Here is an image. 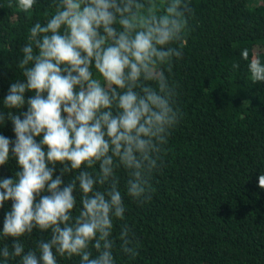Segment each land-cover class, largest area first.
<instances>
[{
    "label": "clouds",
    "instance_id": "1",
    "mask_svg": "<svg viewBox=\"0 0 264 264\" xmlns=\"http://www.w3.org/2000/svg\"><path fill=\"white\" fill-rule=\"evenodd\" d=\"M37 2L8 7L31 18ZM192 13L189 0H53L31 25L21 77L3 101L7 116L0 111V126L10 120L16 137L0 135V167L14 157L20 168L15 179H0V209L11 202L0 239L14 241L0 247V264H116L117 250L139 255L126 201L151 202L180 122L171 72ZM240 56L250 81L264 83L260 55L244 48ZM26 105L21 118L16 111ZM34 230L50 236L26 249Z\"/></svg>",
    "mask_w": 264,
    "mask_h": 264
},
{
    "label": "trees",
    "instance_id": "2",
    "mask_svg": "<svg viewBox=\"0 0 264 264\" xmlns=\"http://www.w3.org/2000/svg\"><path fill=\"white\" fill-rule=\"evenodd\" d=\"M10 2L0 0V111L5 116L3 101L21 77L17 63L28 29L44 21L53 0H38L31 18L9 8ZM189 2L193 13L184 56L171 72L180 122L169 137L163 166L154 174L151 202L141 207L126 201L139 255L132 260L117 250L116 264H264V189L259 187L264 83L250 81L240 56L247 48L264 60V0ZM32 95L26 93V100ZM26 111L27 105L16 114L23 118ZM13 127L6 120L0 135L14 141ZM18 171L13 157L0 167V179H15ZM55 174L60 175L59 168ZM70 179L66 175L65 184ZM10 209L11 202L0 209V233ZM49 236L34 230L24 240L26 249ZM4 243L11 248L14 241L0 239V247ZM58 264H79V259Z\"/></svg>",
    "mask_w": 264,
    "mask_h": 264
}]
</instances>
